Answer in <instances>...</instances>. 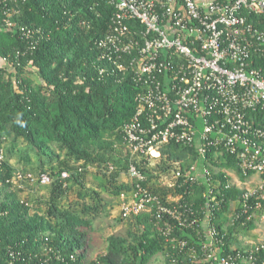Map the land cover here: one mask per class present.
<instances>
[{"label":"trees","instance_id":"obj_1","mask_svg":"<svg viewBox=\"0 0 264 264\" xmlns=\"http://www.w3.org/2000/svg\"><path fill=\"white\" fill-rule=\"evenodd\" d=\"M16 4L20 14L14 20L25 27L42 28L44 36L34 45L32 39H22L18 29L0 25V155H4L0 264H153L160 254L165 264H207L201 261L200 251L194 256L168 241L164 230L167 222L171 238L199 249L205 243L203 222L207 219L218 231L221 254H234L231 249L238 243L237 236L254 230L255 215L264 214V187L249 198L244 212L243 196L248 192L233 184L227 172H235L241 182L254 174L244 176L229 155L206 165L193 148L169 143L162 148L156 167L145 159L137 161V166L147 178L146 185L162 201L167 195L179 197V214L189 224L180 225L169 216L157 219L154 209L130 217L129 238L112 235L105 252L95 255V221L108 207L102 194L119 198L133 190L130 183L119 181L130 158L128 152L118 157L117 148H127L123 127L136 113L140 88L129 72L125 77L118 71L102 74L101 68L109 66L101 59L97 41L111 31L115 13L106 0H18ZM14 5L10 0L0 4V13ZM249 20L264 29V17L249 16ZM130 28L145 31L136 21ZM21 142L40 155L35 163L39 175L53 178L47 196L33 198L31 203L22 201L14 189L16 169L10 160L19 150L25 171L33 164L31 152L23 151ZM176 162L183 169L192 164L207 166L211 184L184 185L182 180L174 188L157 184L159 174L154 173L166 172ZM46 164L51 172L42 170ZM63 171H69L70 178L63 179ZM88 175L98 182L96 189L86 186ZM194 219L198 221L191 225Z\"/></svg>","mask_w":264,"mask_h":264},{"label":"built area","instance_id":"obj_2","mask_svg":"<svg viewBox=\"0 0 264 264\" xmlns=\"http://www.w3.org/2000/svg\"><path fill=\"white\" fill-rule=\"evenodd\" d=\"M10 1L15 5L3 9L0 25L18 29L22 39L36 45L43 29L19 25L14 20L20 14L18 0ZM106 1L115 13L111 31L97 41L101 59L109 66L101 68L102 74L118 71L125 77L129 72L140 88L136 113L123 127L130 158L124 175L133 190L119 197L122 218L156 209L157 219L169 216L180 225L189 224L179 214V197L167 195L162 201L137 166L142 159L150 165L159 163L162 148L169 143L193 148L206 165L229 155L244 176H260L264 187V29L249 20L264 17V0ZM133 21L145 31L131 30ZM3 160L1 153L0 166ZM201 166L183 169L176 162L159 174L156 183L168 188L178 186L179 180L184 185L198 181L210 185L211 172ZM61 177L70 178V172L63 171ZM29 178L41 186L53 182L47 173ZM252 195L243 196L244 212ZM203 226L205 243L199 249L171 238L167 222L164 230L168 241L194 256L200 251L207 264H264V242L233 247L234 254L222 255L216 227L209 219Z\"/></svg>","mask_w":264,"mask_h":264},{"label":"rangeland","instance_id":"obj_3","mask_svg":"<svg viewBox=\"0 0 264 264\" xmlns=\"http://www.w3.org/2000/svg\"><path fill=\"white\" fill-rule=\"evenodd\" d=\"M54 152L56 154L59 153L58 148L53 145ZM20 148L24 150H29L31 153V159L33 161V164L28 166L27 171H25V161L22 159V154L18 150L17 154L10 160L11 165L16 169V175L13 179L15 187V190L19 193V198L22 201H28V203H31V200L33 198L37 197H46L48 193V187L47 186H40L37 181L32 182L29 178V175H32L35 178L39 177L40 170L35 168V163L37 160L40 159V155H37L34 153L31 149H29L25 143H20ZM128 152V148L126 146L119 145L117 148V156L120 157L124 153L126 154ZM6 155V154H5ZM62 158L66 157L64 153L60 154ZM44 159V158H43ZM46 159V158H45ZM158 163L154 162L151 164V167H156ZM53 165H56L54 163ZM43 171L51 172L52 170L50 167L46 164L42 168ZM94 172V170L92 171ZM228 173L233 180V184L237 185L241 189L246 190L249 193H259L263 189V179L258 175H253L250 177L246 182H241L239 177L236 175L233 171H228ZM165 172H159L156 171L154 175L162 174ZM56 175H54L55 177ZM120 183H126L129 184L130 180L128 177H126L124 174H122L119 178ZM86 186L89 188L96 189L98 187V182L93 178L92 175H88L86 180ZM19 190L21 192H19ZM75 194L71 195V198H73ZM103 199L104 202L108 203L107 209L104 211L103 214L95 221V228L97 230L98 234V247L95 252V255L101 254L105 252L106 246H107V239L108 237L114 235V236H121L125 238H129L128 232L130 231L131 227L129 224V220L131 218H128L125 221H120L122 218V213L120 211V199L115 198L107 193H103ZM236 209V205L234 204L232 207V213H234ZM230 218H232V215H230ZM256 221V228L252 231L245 232L241 231L238 237V243L235 247H247L248 245L252 243H261L264 242V214H257L254 217ZM153 264H165L164 255L160 254L156 256L153 261Z\"/></svg>","mask_w":264,"mask_h":264},{"label":"crops","instance_id":"obj_4","mask_svg":"<svg viewBox=\"0 0 264 264\" xmlns=\"http://www.w3.org/2000/svg\"><path fill=\"white\" fill-rule=\"evenodd\" d=\"M230 173V172H227V174ZM229 175V174H228ZM230 176V175H229Z\"/></svg>","mask_w":264,"mask_h":264}]
</instances>
